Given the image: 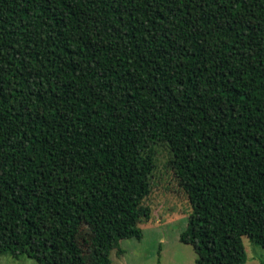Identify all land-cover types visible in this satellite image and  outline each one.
<instances>
[{"label":"trees","instance_id":"1","mask_svg":"<svg viewBox=\"0 0 264 264\" xmlns=\"http://www.w3.org/2000/svg\"><path fill=\"white\" fill-rule=\"evenodd\" d=\"M157 145L197 264L264 250V0H0V256L112 264Z\"/></svg>","mask_w":264,"mask_h":264},{"label":"rangeland","instance_id":"2","mask_svg":"<svg viewBox=\"0 0 264 264\" xmlns=\"http://www.w3.org/2000/svg\"><path fill=\"white\" fill-rule=\"evenodd\" d=\"M155 167L150 179V195L143 201L150 207L151 217L141 222V241L123 240V255L111 253L112 264H197L193 248L180 242V236L188 224L189 200L179 180L170 167L171 154L165 145L154 147ZM246 253L245 264H264V250L243 238ZM0 264H37L20 256L5 253L0 256Z\"/></svg>","mask_w":264,"mask_h":264}]
</instances>
